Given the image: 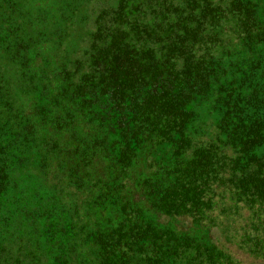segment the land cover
Instances as JSON below:
<instances>
[{"label": "trees", "instance_id": "16d2710c", "mask_svg": "<svg viewBox=\"0 0 264 264\" xmlns=\"http://www.w3.org/2000/svg\"><path fill=\"white\" fill-rule=\"evenodd\" d=\"M264 264V0H0V264Z\"/></svg>", "mask_w": 264, "mask_h": 264}, {"label": "rangeland", "instance_id": "374dc122", "mask_svg": "<svg viewBox=\"0 0 264 264\" xmlns=\"http://www.w3.org/2000/svg\"><path fill=\"white\" fill-rule=\"evenodd\" d=\"M244 214L238 217L224 218L222 223L212 226L208 230H199V235L205 238H211L218 246L222 247L236 259L243 263H253V257L248 252V247L240 244L241 238L244 235L242 225L244 222Z\"/></svg>", "mask_w": 264, "mask_h": 264}]
</instances>
